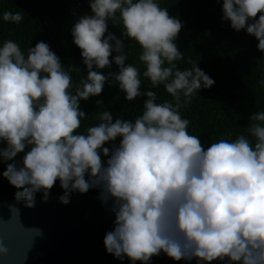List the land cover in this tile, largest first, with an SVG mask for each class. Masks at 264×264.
<instances>
[{"label":"clouds","instance_id":"clouds-1","mask_svg":"<svg viewBox=\"0 0 264 264\" xmlns=\"http://www.w3.org/2000/svg\"><path fill=\"white\" fill-rule=\"evenodd\" d=\"M89 4L91 14L71 30L88 70L74 92L70 70L46 42L30 47L27 57L12 40L0 47V160L9 162L3 177L17 189L16 201L34 208L43 192L47 202L57 180L65 190L63 204L73 191L97 188L105 205L112 201L115 227L104 245L116 258L148 264L163 251L176 261L264 264V110L249 117L253 139H221L205 149L199 136L189 134L190 121L180 109L215 81L194 62L190 69L178 67L183 54L175 41L182 22L158 0ZM222 12L264 53V0H223ZM2 15L5 22L23 20L20 12ZM109 21L123 24L122 36L142 49L143 76L153 86L163 84L175 103H157L154 91H141L140 71L126 64L125 44L108 32ZM113 51L118 72L93 70L111 68ZM110 79L128 101L147 97L142 115L133 123L114 121L104 111L98 125L79 134L87 117L80 101L101 95ZM118 137V146H105ZM9 207L11 218L0 219V264H22L42 230L25 228L19 208Z\"/></svg>","mask_w":264,"mask_h":264},{"label":"trees","instance_id":"trees-1","mask_svg":"<svg viewBox=\"0 0 264 264\" xmlns=\"http://www.w3.org/2000/svg\"><path fill=\"white\" fill-rule=\"evenodd\" d=\"M169 14L179 19L183 28L175 41L183 54V60L176 61L181 70L190 69L194 62L215 84L210 89H201L190 105L180 109L182 118L190 121L188 132L199 136L205 149L221 139L234 141L244 135L253 139L248 132L249 117L264 110V53L258 51V41L246 30L239 32L232 29L229 21L223 20V0H158ZM20 12L23 20L19 24L5 22L3 12ZM91 14L89 0H0V47L3 42L12 40L19 44L27 57L28 49L40 41L46 42L60 58L62 66L70 70L73 92L79 82L87 76V66L83 63L81 50L75 45L72 36L74 23L83 15ZM123 24L116 25L109 21L108 32L116 35L125 44L126 64L136 66L142 81L141 91H154L157 103L165 101L175 103L166 92L163 84L153 86L143 76L146 66L139 60L142 52L139 44L122 36ZM107 35V34H106ZM113 45L115 41L111 42ZM113 51L110 59L111 68L93 69L104 75L118 72ZM125 93L119 89L118 82L111 79L106 82L101 95L81 100V110L87 117L81 120L79 134H86L87 128L98 125L100 115L110 111L113 119H124L134 123L142 115L146 96L133 101L125 99ZM183 99V98H182ZM97 101H100L97 104ZM121 138L109 142L106 147L118 146ZM5 146L0 144V147ZM16 158L22 164V156ZM102 159L107 161V157ZM7 163L0 160V202L16 200L17 189L3 177ZM87 179V176H86ZM97 188L81 194L73 191L70 195H99ZM65 190L59 180L50 190L49 197L64 196ZM69 195V196H70ZM35 198H44L38 192Z\"/></svg>","mask_w":264,"mask_h":264},{"label":"water","instance_id":"water-1","mask_svg":"<svg viewBox=\"0 0 264 264\" xmlns=\"http://www.w3.org/2000/svg\"><path fill=\"white\" fill-rule=\"evenodd\" d=\"M61 196L35 198V207L28 208L16 200L0 202V219L11 218L10 205L20 210V220L25 228H38L42 236H36L27 259L22 264H133L109 254L104 245L105 235L114 230L115 214L112 201L105 205L99 195H70L68 204ZM135 264H143L136 261ZM148 264H207L196 258L176 261L163 251L151 258ZM211 264H230L216 260Z\"/></svg>","mask_w":264,"mask_h":264}]
</instances>
